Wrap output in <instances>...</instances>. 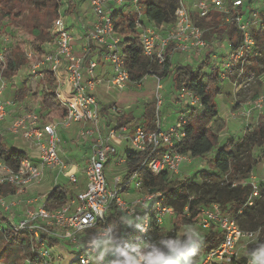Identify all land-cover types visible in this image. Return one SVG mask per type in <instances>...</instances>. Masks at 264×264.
I'll use <instances>...</instances> for the list:
<instances>
[{
	"label": "built area",
	"instance_id": "1",
	"mask_svg": "<svg viewBox=\"0 0 264 264\" xmlns=\"http://www.w3.org/2000/svg\"><path fill=\"white\" fill-rule=\"evenodd\" d=\"M88 1L92 21L88 26L83 25L80 33L73 20L68 18L69 2L59 0L57 15L49 29V40L40 48L33 41H22L26 63L19 71L24 70L27 75L26 94L22 99L14 96L19 89L15 81L17 74L11 78L0 75V138L9 134L14 141L20 142L10 148L26 154L17 167L0 157V185L13 189L9 194H0V232L10 226L29 239L28 245L17 246L26 253L19 264H85V260H91L88 257L91 249L86 245L90 239L109 227L115 234L114 223L108 218L113 204L126 222L135 221L146 229L141 231L134 224L124 223L125 229L133 227L138 232L133 236H127L124 231L121 233L119 239L129 245L148 243L153 225L162 227L165 217L176 221L179 214L173 206L165 203L162 191L146 189L138 172L127 174L126 152L116 161L117 166L125 165L126 171L114 176L112 188L105 180L104 169L109 156L117 153L118 146L125 141H129L130 149L135 152L149 151L141 168L146 166L154 175L163 171L178 173L181 164L190 156L176 150L186 135L185 126L189 119L184 112L179 113L167 128L163 127L159 117L153 129L133 123L110 126L105 123L97 94L99 86L104 85L108 91L114 88L123 90L130 83L141 86L148 75H153L157 79V90L162 88V77L153 70L142 80L131 82L123 38L115 28L116 9H123L128 16L136 15L135 27L143 53L159 66L164 65L168 54L178 51L196 57L210 46L194 17L206 18L213 11L221 13L228 24L236 22L241 35V43L229 53L226 72L220 73L219 78H229L238 63L244 65L251 57L259 55L252 30L264 24V0H257L247 11L240 8H244L248 0H179L174 23L161 26L147 21L140 0ZM5 31L10 35L0 37V61L3 63L8 49L23 40L12 36L8 29ZM101 62L111 69L107 77L97 73ZM48 75L55 77L53 92L67 111L64 117L52 120H46L43 111V94L49 89ZM8 91H13L12 98L4 96ZM179 98L187 106H201L200 96L190 89L182 90ZM263 108L264 92L243 101L232 116L236 113L245 120L247 133L258 122ZM110 109L117 115L123 112L116 105ZM75 124L79 125L76 142L88 149L81 169L86 184L73 193L67 191L66 201L50 208L46 204L49 194L35 197L29 192L42 182L48 170L57 169L58 174L71 183L77 182L78 168L66 163L59 135V131L71 129ZM257 153L264 167V146ZM237 183L252 184V196L247 204L253 206L254 199L260 196L261 183L253 177L233 182L232 186ZM198 210L193 220L196 225L206 231L222 233L223 239L219 245L203 253L196 264H249L248 259L242 262L244 255L241 253L255 244L260 229H243L236 218L224 213L217 202L199 206ZM182 214L185 219H191L188 206ZM73 252L76 257L69 260L68 253ZM111 259V255L106 257L104 264H109Z\"/></svg>",
	"mask_w": 264,
	"mask_h": 264
},
{
	"label": "trees",
	"instance_id": "2",
	"mask_svg": "<svg viewBox=\"0 0 264 264\" xmlns=\"http://www.w3.org/2000/svg\"><path fill=\"white\" fill-rule=\"evenodd\" d=\"M59 0H0V31L7 30L14 23H24L25 27L34 36V44L40 48L50 38V24L57 15ZM69 13L74 15L77 12L78 4L81 0H69ZM179 0H140L144 6L145 16L148 22L157 26L172 25L175 21V10ZM257 0H248L244 8L247 11ZM28 10V16L23 15L24 10ZM214 14L209 22L206 23L204 18L194 17V21L203 31L209 28V24L218 27L216 24L217 16L222 14L213 11ZM208 15V16H209ZM264 17V12L262 13ZM75 16V15H74ZM26 17L24 21H16L17 18ZM136 15L128 16L123 9H116L114 12V23L117 32L122 36L124 43V55L126 57V66L130 73L131 82L142 80L153 70L161 77L171 76L173 87L176 93L182 90L190 89L196 92L201 98L200 107H190L188 110L189 120L185 126L186 135L177 144L176 150L181 153L189 154L191 157L202 158L211 153L216 147V153L209 159L210 166L226 176H235L241 180L250 177L257 163V151L264 146V116H260L258 122L254 125L252 131L236 140H228L218 147V133L213 129V124L218 120V107L215 97L220 93L217 85L219 78L218 70L207 74L205 67L210 64L211 58L206 57L204 61L194 67L191 64L172 65L170 54L167 55L166 62L159 66L156 62L147 58L143 53L142 45L139 42L138 31L135 27ZM226 31L230 37L232 48L236 49L241 43V35L237 29L236 22L226 23ZM212 28V27H211ZM210 28V30H211ZM253 37L257 44L258 54L251 57L248 63L237 64V75H253L258 78L264 74V24L255 27L252 30ZM204 36V34H203ZM207 40V39H206ZM173 45L168 48V52ZM252 62V63H251ZM26 63L21 47L17 44L10 47L5 53V63L0 61V75L11 78L15 76L19 69ZM251 63V65L249 64ZM242 70V71H241ZM208 78L205 82L204 79ZM257 80V79H256ZM49 89L43 94V111L46 120H52L66 115V109L58 101L54 94L56 79L53 75L47 76ZM260 83V81L258 82ZM26 94L25 89L18 91V98L22 99ZM259 94V93H258ZM258 94L253 96L255 98ZM113 106V105H112ZM105 108H101V114ZM146 114V113H145ZM120 116V115H119ZM132 123L130 117L117 121V125ZM147 129H153L148 124ZM257 153V154H256ZM149 151L135 152L126 151L127 157V174L131 175L138 172L139 177L143 180L144 186L151 192L162 191L165 196V203L174 207L179 213L177 221L184 220L182 211L188 206L191 212V219L195 220L198 215L199 206L209 205L217 202L221 205L224 213L236 218L238 224L243 229L257 230L260 229L259 239L264 240V182L259 186L260 196L254 199V205L247 204L252 196L253 186L251 183H237L232 186L233 182L217 186V183H189L188 178L177 179L174 174L163 171L159 175L152 174L146 166L142 164L147 159ZM26 156L23 151L12 150L5 144L3 137L0 138V157L9 165L17 167L19 162ZM13 189L8 185H0V194H9ZM213 194L208 198L209 194ZM67 190L58 186L54 187L47 196L46 204L53 208L60 206L66 201ZM242 210L241 213L239 211ZM108 218L114 223L115 235L119 238L121 233L127 236H133L138 232L133 228L125 229L124 217L114 204L110 207ZM163 227L153 225L149 231L148 243L159 242L162 238L169 235H177L175 231L162 233ZM223 239V234L214 231H207L203 236V244L198 256L195 258V264L200 260L203 253L216 247ZM0 260L4 258L5 262L0 264H19L25 257L23 250L17 246H26L29 243L28 237L20 232L7 226L4 232H0ZM11 245H14L12 247ZM251 244L249 250L254 247ZM244 259L242 262L244 263Z\"/></svg>",
	"mask_w": 264,
	"mask_h": 264
},
{
	"label": "rangeland",
	"instance_id": "3",
	"mask_svg": "<svg viewBox=\"0 0 264 264\" xmlns=\"http://www.w3.org/2000/svg\"><path fill=\"white\" fill-rule=\"evenodd\" d=\"M63 1V3L67 1L70 4L69 0ZM82 2L83 7L88 5V0H81L80 3ZM63 11L65 13V4L63 5ZM22 13L23 15L28 16V10L25 9ZM74 15L70 14L68 11L69 20L72 19L73 24L77 25V21H80V19L77 12ZM212 16L215 15L212 14L211 17L210 15L207 16L206 18H204V21H206V23L209 22V18H212ZM22 18L24 21L26 20V17ZM22 18H17L16 21H22ZM216 24L218 25V27H214L211 30L210 28L213 27V25L209 24V30L206 29L204 32L203 38L205 40L207 39L210 46L205 47L199 56H191V61H193L194 66L201 64L203 62L202 60H204V57L212 58L214 57V55L220 52L219 49L223 46L222 41L225 39V34H228V32L226 31L228 25L226 24L225 17L223 15L222 17L217 16ZM8 32H10L12 36L16 38L18 36L19 38L23 39L18 42L19 47H21L22 53L24 51V41H33L34 43V36L25 27L24 23H14L8 28ZM19 32L21 36L19 35ZM3 34L4 36L10 35L7 34L6 31H0V37ZM175 54L177 55L179 54V52L176 51L174 54H170L172 65L181 63L180 60L177 59L179 58V56H173ZM223 56L224 54H220V61L224 60L225 58V62L220 63L222 64L219 68L221 74L226 72V62L228 63V59H226L227 56ZM251 63L249 64L251 65ZM236 66L232 69V73H230L229 78H220L217 81V85L220 88V93L215 97V102L217 104L220 116H218L217 122L213 124V129L218 133V147L223 145V143L227 142L228 140L232 139L237 141L245 135V120L242 117L237 116L236 113L233 117L232 113L236 112L237 109H239L243 101L251 99L258 93L264 92V77L260 78V76L263 74H261L258 78H254L253 75H250L249 77H245L243 75L239 76L237 75L238 71ZM214 68L216 69L213 61L211 60L210 64L205 67V71L207 72V74H210L211 72H213ZM24 78L27 80L26 75ZM207 80L208 78L206 77L204 81L206 82ZM259 81L260 83H258ZM161 84L162 88L157 90L156 77L153 75H148L141 86H137L130 83L128 87L123 90L114 88L108 92L104 90L101 91L100 94L102 99L104 100L105 98L106 102L108 103L106 108L109 107V105L112 106L113 104L122 109L123 111L122 113H118V115L120 116H117V114L109 115V118L113 119L111 121L120 122L121 120L130 117L132 119L133 124L143 125L147 128L148 124L150 126H153L157 117H159L161 118L163 127L167 128L170 124H173L175 122V120L179 116V113L181 112L186 113L187 117L189 118L188 110L190 109V106H187V104L182 103L180 99L176 98V95H179V93L177 94L174 90L173 82L170 78V75L162 77ZM11 94V92L7 93L6 97L12 98ZM159 100H161L160 103ZM262 116H264V108L261 113V117ZM78 127L79 125L75 124L71 129H62L61 131H59L61 145L63 147L62 149L65 153L66 163L70 165L74 164L78 168L79 172L77 174V182L71 183L68 178L64 177L61 174H58L57 169L48 170L42 182L38 185L37 188H32L33 190H31L29 194L31 193L39 197L42 195H47L49 194L51 189L56 186L64 188L67 191H71L73 193L74 190L85 186L86 176L81 172V169L84 166V158L86 157L88 149L85 145L76 142L77 132L75 128ZM4 140L5 144L8 147H12L14 144H20L19 141H14L9 134L5 135ZM130 146L131 145L129 144V141H125L122 145L118 146L117 153L109 156V161L107 162L106 167L104 169L105 180L109 188H112L114 186V176L120 172L126 171V166H117L116 161L119 156L124 155L125 151L128 150ZM216 148L211 153L202 158L188 156L187 159L181 164L179 172L174 174L175 178H188L190 184H203L215 182L217 183V186L229 182H239L240 179L238 177L226 176L210 166L209 159L216 153ZM257 159L258 160L255 164L254 171L247 179H251V177H253L259 183H263L264 167L261 163V160L258 157ZM212 194L213 192L207 197L209 198ZM188 225L194 226L200 232L202 237L207 232L206 230L199 228L194 221H189L185 219L182 221H175L174 219L165 217L164 223L162 225V233L175 231L177 235H182L184 228ZM11 246L14 247V245ZM76 252L68 253V259L70 260L72 258H75ZM9 253L10 250L9 252L5 253L4 258L9 256ZM10 254L12 255V253ZM241 254L244 255V258H242V260H249V252L247 250L242 251ZM4 258H2V260L0 261L5 262Z\"/></svg>",
	"mask_w": 264,
	"mask_h": 264
},
{
	"label": "clouds",
	"instance_id": "4",
	"mask_svg": "<svg viewBox=\"0 0 264 264\" xmlns=\"http://www.w3.org/2000/svg\"><path fill=\"white\" fill-rule=\"evenodd\" d=\"M124 222L146 230L135 221L126 222L125 218ZM202 244V235L192 225L186 226L182 235H169L159 242L137 245L122 242L109 227L86 244L91 249L88 254L91 260H85V264H104L109 255L112 257L109 264H195ZM249 264H264V240L257 238L255 246L249 250Z\"/></svg>",
	"mask_w": 264,
	"mask_h": 264
},
{
	"label": "crops",
	"instance_id": "5",
	"mask_svg": "<svg viewBox=\"0 0 264 264\" xmlns=\"http://www.w3.org/2000/svg\"><path fill=\"white\" fill-rule=\"evenodd\" d=\"M255 5H257V3L255 4ZM251 7H253V5H251ZM77 14H78V16H79V19H80V21L78 20L77 21V25H75L78 29H79V33L81 32V30H82V27H83V25L84 26H88L90 23H91V21H92V15H91V8H90V6H89V1H88V5H86V6H84L83 7V2L82 3H80L79 2V5H78V8H77ZM209 19H211V18H209ZM210 21V20H209ZM212 28H214V27H212ZM211 28V29H212ZM207 30H209V28H207ZM79 33H78V35H79ZM226 36H225V39L222 41V44H223V46L222 47H220V49H219V53H217L216 55H214V57H212L211 58V60L213 61V63H214V65H215V67H216V69L214 68L213 69V71H215V70H218V73L220 74V65H222V64H220V63H222V62H225V58H224V60H222V61H220V59H221V57H220V54H224V56L223 57H225V56H227L226 57V59H228V57H229V53L232 51V42H231V40H230V37L228 36V34H225ZM215 50H218V49H215ZM218 54H219V56H218ZM174 57L175 56H179V58H177L178 60H180V62L182 63V64H191V65H193L194 66V63H193V61H191V56H189V55H186V54H175V55H173ZM172 56V57H173ZM173 57V58H174ZM206 57H204V59H205ZM223 59V58H222ZM202 61H204V60H202ZM226 64H227V62H226ZM194 67H196V66H194ZM20 72V73H19ZM18 73H17V75L15 76V81H17V86H18V91L19 90H21V89H25V82H26V79L24 78L25 77V75H26V72L24 71V70H21V71H19ZM110 72H111V69H110V67L108 66V65H105V64H103L102 62H101V64H100V66L97 68V73H98V75H102V76H105V77H107L109 74H110ZM20 75V76H19ZM27 76V75H26ZM264 77V74L263 75H261L260 76V78H263ZM170 78H171V76H170ZM172 80V79H171ZM263 80V79H262ZM106 91V92H108V90H106V87L103 85V86H99L98 88H97V94H98V97H99V100H100V102L102 103V106H103V108H105V110H104V112L102 113V117H103V119L105 120V123L107 124V125H114L117 121H115V122H112L111 120H113V119H110L109 118V115H114L115 113H113L112 111H111V109H110V105H109V107H107L106 108V106H107V102H106V100H105V98H104V100L102 99V97H101V94H100V92L101 91ZM11 91H8V92H6L5 93V97H6V95H7V93H10ZM13 92V91H12ZM11 92V93H12ZM13 94V93H12ZM11 94V96H13ZM17 94H15L14 96H16ZM176 98L177 99H180L179 98V95H176ZM183 103V102H182ZM113 105V104H112ZM145 114V113H144ZM118 116V115H117ZM218 116H220V115H218ZM114 118V117H113ZM146 122V121H145ZM171 125V124H170ZM169 125V126H170ZM168 126V127H169ZM74 129V128H73ZM78 129H79V127L78 128H75V130H76V132H78ZM77 134V133H76ZM128 150H131L130 149V147L128 148ZM127 151V150H126ZM125 151V152H126ZM38 187V186H37ZM36 187V188H37ZM35 188V187H34ZM33 190V189H32ZM30 196H35V195H33V194H31L30 193ZM36 197V196H35Z\"/></svg>",
	"mask_w": 264,
	"mask_h": 264
}]
</instances>
